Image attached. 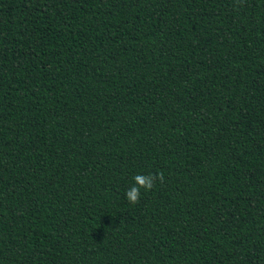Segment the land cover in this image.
Returning a JSON list of instances; mask_svg holds the SVG:
<instances>
[{
  "label": "trees",
  "instance_id": "1",
  "mask_svg": "<svg viewBox=\"0 0 264 264\" xmlns=\"http://www.w3.org/2000/svg\"><path fill=\"white\" fill-rule=\"evenodd\" d=\"M0 264H264V0H0Z\"/></svg>",
  "mask_w": 264,
  "mask_h": 264
},
{
  "label": "clouds",
  "instance_id": "2",
  "mask_svg": "<svg viewBox=\"0 0 264 264\" xmlns=\"http://www.w3.org/2000/svg\"><path fill=\"white\" fill-rule=\"evenodd\" d=\"M136 181H138L139 186H133L130 189H128L125 193L126 198L130 202H136L140 196V187L144 188L145 190H148L152 187V180L151 177L148 176H137Z\"/></svg>",
  "mask_w": 264,
  "mask_h": 264
}]
</instances>
